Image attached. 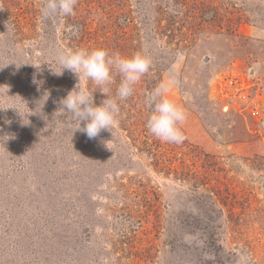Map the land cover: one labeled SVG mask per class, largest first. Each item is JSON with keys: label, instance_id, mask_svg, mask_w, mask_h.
<instances>
[{"label": "rangeland", "instance_id": "obj_1", "mask_svg": "<svg viewBox=\"0 0 264 264\" xmlns=\"http://www.w3.org/2000/svg\"><path fill=\"white\" fill-rule=\"evenodd\" d=\"M181 2L87 16L90 47L151 61L88 139L56 113L76 78L53 71L89 40L44 0H0V264H264V0ZM161 84L186 113L179 144L146 127Z\"/></svg>", "mask_w": 264, "mask_h": 264}, {"label": "clouds", "instance_id": "obj_2", "mask_svg": "<svg viewBox=\"0 0 264 264\" xmlns=\"http://www.w3.org/2000/svg\"><path fill=\"white\" fill-rule=\"evenodd\" d=\"M76 5L77 0H44L41 12L44 17L72 16ZM56 63L59 70H52L55 75L62 76L67 70L77 80L73 89L60 99L56 113L70 114L69 127L86 134L88 139H95L102 131L113 132L120 111L119 102L133 94L134 85L149 71L151 61L141 53L126 57L104 48H81L60 52ZM117 76L120 81L115 96H110ZM95 89L107 97L99 106L95 103ZM167 92L168 87L161 84L151 93L147 100L151 112L146 127L158 140L179 144L184 139L180 125L185 121L186 113L182 106L168 98ZM49 95L45 93L40 101L45 104Z\"/></svg>", "mask_w": 264, "mask_h": 264}, {"label": "trees", "instance_id": "obj_3", "mask_svg": "<svg viewBox=\"0 0 264 264\" xmlns=\"http://www.w3.org/2000/svg\"><path fill=\"white\" fill-rule=\"evenodd\" d=\"M83 5H85V7ZM180 5L181 7L184 8L186 14L190 15L189 12L194 6H187L189 5L187 0H183V2H181ZM179 11L180 8L178 12ZM91 14L92 15L98 14V0H77V5L75 7V15L67 16L68 21L72 22L71 25L76 26V35L74 36V42L86 43V40H89V50L95 49L90 46L96 42V38L98 35L96 31L97 27L94 28L93 26L94 23L91 24L92 22H95V19H90V20L87 19V16ZM87 21L90 22V25L86 24ZM170 21H171L170 23L171 26L176 23V20L174 18L170 19ZM81 48H85V47H81ZM119 81H120V77L117 76L115 84H119ZM115 84H113L111 88H113ZM112 90L114 91V88Z\"/></svg>", "mask_w": 264, "mask_h": 264}]
</instances>
